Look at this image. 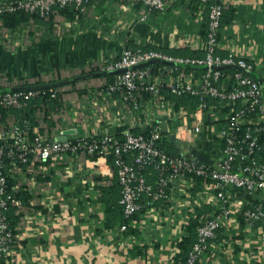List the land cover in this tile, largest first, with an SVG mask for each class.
I'll list each match as a JSON object with an SVG mask.
<instances>
[{
	"label": "crops",
	"instance_id": "crops-1",
	"mask_svg": "<svg viewBox=\"0 0 264 264\" xmlns=\"http://www.w3.org/2000/svg\"><path fill=\"white\" fill-rule=\"evenodd\" d=\"M12 1L0 0V4ZM220 1L224 10L216 54L251 62V75L262 85L264 101V0ZM144 12L140 2L88 0L85 12L78 10L69 17L55 10L50 19H30L12 30L0 24V88L103 72L101 67L118 59L125 48H186L204 55L205 38L200 31L208 18L206 6L170 0L164 11L151 12L141 20ZM153 63L158 62L144 66L164 83L160 97L138 91L134 105L119 93L108 92L106 74L94 75L56 87L59 106L48 111L50 122L44 120V110L36 111L35 132L48 142L72 129L94 138L106 133L120 136L125 131L147 135L151 128L160 131L165 122L167 133L160 142L168 141V135L184 121L180 115L190 117L198 103L177 102L178 96L169 95L166 87L173 81L197 85L202 72L176 70L173 65L152 67ZM206 102L203 111L229 109L217 107L219 101L213 98ZM188 120L192 127L193 118ZM5 122H15L14 116H7ZM210 127L204 121L202 133L181 140L206 157L207 164L215 165L222 157L221 141ZM171 144L177 154L192 157ZM91 159L84 152L33 155L17 172L6 167L13 184L7 190L8 213L17 221L5 264H179L178 241L187 225L212 211L203 201L198 180L193 190L172 185L170 198L142 206L131 219L122 221L121 186L113 173H100ZM107 159L112 169V158ZM144 176L153 184V171L147 169ZM226 190L236 203L250 204L243 191ZM196 264H264V225L231 218L209 240Z\"/></svg>",
	"mask_w": 264,
	"mask_h": 264
},
{
	"label": "built area",
	"instance_id": "built-area-1",
	"mask_svg": "<svg viewBox=\"0 0 264 264\" xmlns=\"http://www.w3.org/2000/svg\"><path fill=\"white\" fill-rule=\"evenodd\" d=\"M140 2L145 12L140 16L145 20L151 12H162L170 0H129ZM207 6V36L202 57H173L155 49L122 50L118 59L101 67L102 71L121 70L114 74L107 85L108 92L119 93L128 103L136 104L138 91L160 97L164 83L144 65L153 59L168 61L175 65L200 66L203 72L198 84L173 81L166 88L174 96L191 95L199 100L196 111L189 116H181V124L171 133L181 137L203 132L204 121L210 123L213 135L220 138L222 157L215 165L192 161L182 154H168L158 143L162 135L159 128L150 129L147 135L125 131L122 135L106 133L100 138L82 134L66 135L64 140L48 142L38 132L32 138L28 135V123H0V264L9 256L14 233L9 226L5 211L8 206L6 167L14 173L21 165H27L30 157L59 156L63 153L84 152L92 157L90 163L100 169V173L114 174L121 186L120 206L124 219H131L142 206L153 201L170 198L172 185L194 189L196 181L201 184L203 201L212 206L211 214L204 217L196 227V241L186 259L180 264H196L208 248V242L215 233L225 227L231 218H241L248 225L260 222L264 225V101L263 88L251 73L254 66L244 58L233 55L216 54L222 2L196 0ZM88 0H13L0 4V14L6 11L23 9L37 13L44 19L57 9L74 6L85 12ZM164 66L161 67H165ZM160 67V68H161ZM223 67V68H216ZM232 71H226L227 69ZM24 84L21 83L20 86ZM38 90L8 91L0 93V105L21 107ZM51 97H56L54 90ZM206 97L218 100L219 108L229 107L228 111H203L207 108ZM189 121V122H188ZM3 125V126H1ZM214 127V128H213ZM187 135V136H186ZM193 137V136H192ZM108 156L112 158V169L108 167ZM7 162V163H6ZM105 167V170H104ZM155 174V184H150L144 171ZM241 190L248 196L249 205L236 203L227 193V188ZM258 197L250 199L252 195ZM252 202V203H251ZM121 230L125 224L119 225Z\"/></svg>",
	"mask_w": 264,
	"mask_h": 264
},
{
	"label": "trees",
	"instance_id": "trees-1",
	"mask_svg": "<svg viewBox=\"0 0 264 264\" xmlns=\"http://www.w3.org/2000/svg\"><path fill=\"white\" fill-rule=\"evenodd\" d=\"M212 2H221L220 0H211ZM192 3L197 4L196 0H191ZM207 8V6H206ZM58 13L63 14L65 16H70L74 15L76 13H78V9H76L74 6H65L62 8H57L56 9ZM51 18V15L49 16V19ZM33 19L35 20H42L44 18H42L41 16H39L37 13L33 12H27L23 9H16L14 11H6L3 12L2 14H0V24L10 30L14 29L16 26H18L21 23L27 22L28 20ZM208 19V18H207ZM225 21V20H224ZM222 17H221V22L220 25L222 24ZM201 35L203 38H205L206 41V34H207V22L203 23V25H201ZM151 49V48H150ZM164 51V53H166L167 55L173 56V57H202L203 54H198V52L196 51H192L186 48L183 49H162ZM161 51V50H158ZM152 67H161L164 66V64L158 62V63H153L150 64ZM174 68L176 70H181L184 69L185 71H189V70H195L198 73L203 72V68L200 66H192L190 67L189 65H175ZM229 69H227L226 71H228ZM114 74L112 73H107L106 74V78L108 80V82L110 83L113 79ZM56 88H43L38 90V93L32 97H30L29 99H27L24 103V105H22L21 107H10V106H1L0 105V123L5 121V118L9 115L14 116L15 121L17 123H19L20 125L23 123H28V135L30 138L33 137V135L35 134V128L38 126L37 125V121H36V117H35V113L38 110H44V120L49 121L50 120L47 118L49 116L48 111L53 110L54 107H58L59 103L57 101V96L56 97H51L50 94L55 90ZM172 95V94H169ZM209 97H206V101L208 100ZM191 100L193 102V104L195 105L196 103H199V100L196 96H191V95H183L180 97H176V101L178 102V100ZM138 134V133H135ZM143 135H145L146 133H142ZM159 147L162 148L164 151H166L168 154L174 155L177 154L176 150L174 149L173 145L171 143H169L168 141H164V142H159L158 143ZM7 163V162H6ZM154 174V172H153ZM156 182V178H155V174H154V181L153 184H155ZM12 182H11V177L8 176L7 177V190L11 188L12 186ZM21 192V191H20ZM20 195V194H19ZM18 195V196H19ZM6 217H7V221L9 223L10 228L13 231V226L17 221V217H13V216H9L8 213V206L7 209L5 211ZM121 216V220L125 221L126 219H124L123 215H122V211L120 212ZM199 224L198 221L193 220L191 222H189V224L186 227V233L184 235V237H182L179 241H178V253L176 255L177 258H179L180 263L184 262L193 243L196 241V227ZM2 264H5V261H1ZM179 263V264H180Z\"/></svg>",
	"mask_w": 264,
	"mask_h": 264
},
{
	"label": "water",
	"instance_id": "water-1",
	"mask_svg": "<svg viewBox=\"0 0 264 264\" xmlns=\"http://www.w3.org/2000/svg\"><path fill=\"white\" fill-rule=\"evenodd\" d=\"M151 62H160L162 64H166V65H174V63L172 62H168V61H159L157 59H153V60H150L148 61L146 64L148 63H151ZM145 65L144 63L143 64H139L137 66H135V68H138V67H141ZM190 67H192V65H189ZM202 68H205V67H202ZM216 68H223V67H216ZM121 72V70H114V71H103V72H97V73H86V74H83V75H78V76H75V77H72V78H64V79H60V80H57V81H54V82H46V83H36V84H29V85H23V86H18V87H12V88H0V93H5V92H8V91H29V90H40V89H43V88H56V87H60L62 85H65V84H68L69 82H75V81H78V80H81V79H85V78H88V77H92L94 75H105L107 73H112V74H117ZM75 129H72L71 131H65L61 134L60 137H58L57 139L58 140H64L66 135L68 133H75ZM160 133L161 134H166L167 133V129H166V123L163 122L162 124V127L160 129ZM168 141L173 143L174 146L180 151V153H192V157H187V159H190L192 161H202V162H205L207 161V158L202 156L196 149L194 148H191V146L186 142V141H183V140H180L179 138H177L174 134H169L168 135ZM189 149V150H188Z\"/></svg>",
	"mask_w": 264,
	"mask_h": 264
}]
</instances>
